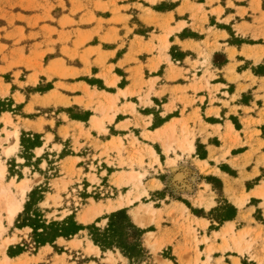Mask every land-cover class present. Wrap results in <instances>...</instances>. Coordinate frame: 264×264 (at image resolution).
<instances>
[{
    "label": "rangeland",
    "instance_id": "1",
    "mask_svg": "<svg viewBox=\"0 0 264 264\" xmlns=\"http://www.w3.org/2000/svg\"><path fill=\"white\" fill-rule=\"evenodd\" d=\"M168 10L174 13L165 16ZM148 32L151 54L141 59L154 52L157 61L136 63L141 50L129 47L130 39ZM125 53L127 68L113 66ZM165 76L156 91L159 80L150 78ZM128 83L134 89L124 96L119 89ZM224 120L255 129L240 144L251 149L241 169L224 163L234 141L222 161L207 149V142L221 143L215 135L221 127L209 123ZM263 125L264 0H0L5 185L29 180L32 187L13 226L0 197L7 228L0 264L6 256L10 264H264V184L255 193L261 201L246 195L264 181V169L245 184L243 176L227 180L225 192L218 177L219 170L236 177L247 164L264 166V142L254 138H264L256 130ZM15 130L19 147L7 158L4 149L14 140L6 131ZM185 137L194 141V157L209 155L213 169L194 165L180 149ZM175 138L168 152L166 140ZM132 171L147 172L143 185L128 179ZM12 191L20 198L17 184ZM117 213L123 217L113 220L111 246L102 248L93 227L105 232ZM28 219L59 225L35 234ZM69 219L84 230L52 243Z\"/></svg>",
    "mask_w": 264,
    "mask_h": 264
},
{
    "label": "crops",
    "instance_id": "2",
    "mask_svg": "<svg viewBox=\"0 0 264 264\" xmlns=\"http://www.w3.org/2000/svg\"><path fill=\"white\" fill-rule=\"evenodd\" d=\"M204 3H202V5H203ZM171 12H173L172 10H168L167 11V15H165V16H169L170 14H171ZM174 13V12H173ZM161 14H163V13H161ZM179 22H182V21H179ZM183 29V28H182ZM180 33H182V32H178V34H180ZM148 36H144V35H136L135 37V39H130V44L128 45L129 47H132V46H135V48L136 49H140L141 50V52L139 53V57H137L138 59H135V60H133V61H135L136 63L137 62H140V63H142V64H147V63H153V62H155V61H157V58H158V56L153 52V57H150V56H148L147 57V59L145 58V57H143V59H141V56H145V55H150L151 53L150 52H147L146 51V48H148V47H150L151 46V39H152V33H150V32H148V33H146ZM173 37H177V35H175V36H173ZM140 39H142L143 41H141ZM180 41V45H183V43L185 42V40H179ZM169 43H170V47H172L173 45H176V44H174V42H173V39H172V36H170V41H169ZM113 51L114 52H117L118 51V49H114V50H108L107 51V53H109L110 54V58H112L113 56H111V54L113 53ZM131 52V51H130ZM118 53V52H117ZM129 54L130 53H128L127 55H126V53L123 55V57L122 58H120L119 57V59H117V61H115L114 63H112V65L113 66H115V67H118V65L120 64H125L126 63V60H127V58L128 57H130L129 56ZM143 60V61H142ZM107 65H108V63H106ZM111 64V63H110ZM127 65L128 64H125V68H127ZM162 65H165V64H162ZM162 65H161V67H162ZM106 70V69H105ZM104 71V70H103ZM155 71V70H154ZM102 73V72H101ZM115 76L117 77V78H119V76L118 75H116L115 74ZM150 79H158L159 80V82L157 83V87H156V91H160V90H162L163 88H162V86L160 85V82H164L165 80H167V78H166V76L165 77H163V78H150ZM118 84L119 83H117V86H118ZM168 87H171V86H168ZM127 89H130V90H133L134 88H133V83H128L127 85H126V87H124V88H122V89H119L120 90V92H121V94L122 93H125V91L127 90ZM107 94H109V93H107ZM125 95H126V93H125ZM124 95V96H125ZM153 97H157V96H153ZM115 118H114V120H115V122H114V126H115V128L117 129V127H118V125H119V121L117 120L118 119V115H115L114 116ZM171 123V121L170 122H168V121H166L165 123H164V125H161V127H158L157 129H153L152 131H149V132H151V133H156V132H158V131H160V130H163L167 125H169ZM209 126L210 127H212V129L214 128V129H216V127H218V126H220L221 127V130H220V134L219 133H216L215 135H216V137H217V139H218V141H220L221 143H219L218 145H212V146H210V144L207 142V146H208V150L209 151H211L212 150V148H214V149H216L217 151H216V156H218V158L219 159H221V161L223 160L222 158H223V155L225 154V152L227 151V146H229L230 145V142L229 141H234L235 142V145H233V146H231V150H230V152H229V154H227V156L225 157V159H224V163H228V164H235V165H237V167H238V169H241L242 168V164L245 162V158L247 157V155L251 152V149L250 148H243V147H245V144H244V146L242 145H240L241 143H244L245 141H249V135H250V133H252V132H254L255 131V129H252V127H247V126H243V127H240V128H236V126L234 125V123L233 122H231V121H225L224 120V123L223 124H220V123H216V122H214V123H209ZM264 126V125H263ZM263 126H261L262 128L260 129V128H257L256 130L257 131H259L260 130V132L261 133H263L264 132V128H263ZM230 129L231 130H233V131H231V134H230V136L229 137H226V134H227V132H229L230 131ZM246 130V131H245ZM235 134H237V135H235ZM237 137H239V138H237ZM254 138H256L257 139V142H259L260 144L262 143V142H264V138H258V137H254ZM238 139V140H237ZM237 141V142H236ZM256 142V141H255ZM225 143V144H224ZM223 144H224V146H223ZM195 145V144H194ZM240 149H245V150H240ZM195 150H196V146H195ZM190 154H192L191 155V159L195 162V164L194 165H196V163L197 162H199V163H208V164H210V168L211 169H213V166L211 165V161H213V160H211V159H209V155H207L206 157H194V155H196V152L194 151L193 153H190ZM262 154H264V151H262ZM158 156V155H157ZM259 158V157H258ZM197 160V161H196ZM256 162H257V159H256ZM159 165H161V162H160V159H159V157H158V162H157ZM252 163H255V160L254 161H252ZM246 167H247V171L246 172H240V173H238V176H236V177H233L231 174H229V173H226V172H224V171H221V170H219V172H220V174H219V179H221L222 181H223V184H224V186H225V188L223 187V192H225L226 191V182H227V180H229V181H232L233 183L234 182H236V181H240V179H241V177L243 176V177H246V179H244V181H242L244 184L246 183V181H249L250 179H252L253 177H257V176H259L260 175V173H261V169H264V166L262 165V166H259L258 168L257 167H254V165H252V164H247L246 165ZM248 167H251V170H249L248 169ZM260 167H262V168H260ZM183 175V174H182ZM213 175H215V174H213ZM246 175H248V177L246 176ZM183 178H185L184 177V175H183ZM182 178V179H183ZM241 182V183H242ZM18 183V182H17ZM264 184V181H261L260 182V184L259 185H257V186H255V187H252V188H250L249 190L247 189L246 190V195L249 197L248 199L249 200H258V201H261L262 200V198L261 197H264V196H262L261 195V193L262 192H264V188H262L261 189V191H260V196L261 197H259V196H257V195H255V193L260 189V187H262V185ZM206 186H208V187H211V185H209V184H205ZM200 187H202V184H201V186ZM208 192V191H207ZM249 202H247V204H248ZM245 204V203H244ZM243 204V205H244ZM246 204V205H247ZM213 209V208H212ZM196 219L198 220V221H206L202 216H198V217H196ZM207 228H208V226H207ZM236 231V230H235ZM214 234H219V232L218 231H214Z\"/></svg>",
    "mask_w": 264,
    "mask_h": 264
},
{
    "label": "bare ground",
    "instance_id": "3",
    "mask_svg": "<svg viewBox=\"0 0 264 264\" xmlns=\"http://www.w3.org/2000/svg\"><path fill=\"white\" fill-rule=\"evenodd\" d=\"M122 94L125 95V93H122ZM6 133H7V138H6L7 141H10L11 139L14 140L13 144H11L10 146L4 149V154L6 155L7 158H10L18 150L19 143H20V132L19 130H15L14 132L6 131ZM175 142H176V138L175 140H173V142L167 143V140H166L165 146L168 152L172 150V143H175ZM180 149L183 151H188L189 153H193L195 151L194 141L191 140L189 137H185L184 140L181 141L180 143ZM39 150L40 152H42L43 149H39ZM151 153L153 154V156L156 158V161L158 162V156L154 149H151ZM172 161L175 163V160H172ZM7 173H8L7 165L5 164L4 161L1 160V155H0V197L2 199L3 209L6 213L5 217L7 219V222L9 226H13L17 216L24 210V206L27 203L28 193L32 190V187L28 185L29 180H23L18 183L11 182L5 185V179H6ZM146 174L147 172L139 173L137 171H132L128 173V179L133 183L138 182L140 185H143V180L146 177ZM182 178H183L182 174H177V179L179 181H182ZM16 184L18 187V193L20 194V198H16L15 193L12 191V185H16ZM261 195L264 196V192H262ZM129 198H130V195H129ZM136 198L139 199L140 196H137ZM133 203L134 201L130 200V204H133ZM136 216L137 218H140L138 213H136ZM87 218L88 216L84 217L85 220ZM6 230H7L6 226L4 225L3 221L0 220V236ZM232 230H233V227H231V231ZM9 242H10L9 239H6L5 241L6 247L11 245ZM234 242L237 244L239 248L243 249V244L241 242V239L237 240L235 238ZM245 247H250V243L246 242ZM11 261L12 259L9 256H6L2 264H10Z\"/></svg>",
    "mask_w": 264,
    "mask_h": 264
},
{
    "label": "trees",
    "instance_id": "4",
    "mask_svg": "<svg viewBox=\"0 0 264 264\" xmlns=\"http://www.w3.org/2000/svg\"><path fill=\"white\" fill-rule=\"evenodd\" d=\"M26 212V211H25ZM123 217V213H117L115 215L112 216V218L110 219L111 224L109 225V229H107L105 232H101L100 229L93 227V230L96 232V238L93 240L95 242V244L101 246L102 248H106L105 246H111L109 239H108V234H110L113 228L115 227L114 225V219H118L120 217ZM37 222L32 221V219H28V224H26V226H29L33 229V232L35 234L39 233V230H43V233H45L46 230H53L54 228H57L59 224L56 223H52L49 226H47L45 223L41 224L40 226H38V224H35ZM133 227V226H132ZM84 228L82 226H80L79 224H77L74 220L69 219L67 222H64L62 227L60 229H56V232L54 234V241L52 243H54L58 238H66L69 239L71 236H75L77 234H79L81 231H83ZM47 235V233H46ZM94 236V235H93ZM46 240L43 241H39L36 242L39 245L42 244H46Z\"/></svg>",
    "mask_w": 264,
    "mask_h": 264
}]
</instances>
